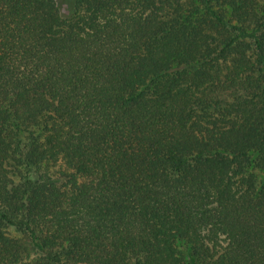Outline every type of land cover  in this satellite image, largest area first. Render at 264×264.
Listing matches in <instances>:
<instances>
[{
  "label": "trees",
  "instance_id": "obj_1",
  "mask_svg": "<svg viewBox=\"0 0 264 264\" xmlns=\"http://www.w3.org/2000/svg\"><path fill=\"white\" fill-rule=\"evenodd\" d=\"M0 264H264V0H0Z\"/></svg>",
  "mask_w": 264,
  "mask_h": 264
}]
</instances>
